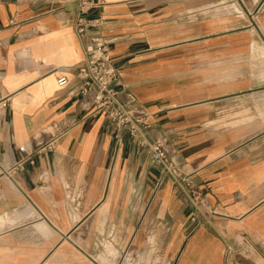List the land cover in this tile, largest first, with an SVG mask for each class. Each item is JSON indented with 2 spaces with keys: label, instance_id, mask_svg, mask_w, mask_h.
<instances>
[{
  "label": "crops",
  "instance_id": "crops-1",
  "mask_svg": "<svg viewBox=\"0 0 264 264\" xmlns=\"http://www.w3.org/2000/svg\"><path fill=\"white\" fill-rule=\"evenodd\" d=\"M87 1L213 213L79 95L78 0H0V264H264V0Z\"/></svg>",
  "mask_w": 264,
  "mask_h": 264
},
{
  "label": "built area",
  "instance_id": "built-area-1",
  "mask_svg": "<svg viewBox=\"0 0 264 264\" xmlns=\"http://www.w3.org/2000/svg\"><path fill=\"white\" fill-rule=\"evenodd\" d=\"M88 4L87 0H78L79 12L74 29L82 42L84 53V59L78 65L76 73L80 81L79 95L87 98L93 106L94 113L102 116L106 123L113 127L117 143L121 141L122 133L127 134L137 147L147 149L151 164L159 167L160 175L168 176L173 180L179 196L195 207L199 205L213 213L199 189L186 181L173 164L166 149V141L148 140L152 124L146 109L139 104L131 92L117 88L119 75L106 42L86 36L87 22L81 15L89 8ZM68 80L65 74H60L56 83L59 87H64L68 84ZM230 252L231 249H227V253Z\"/></svg>",
  "mask_w": 264,
  "mask_h": 264
}]
</instances>
